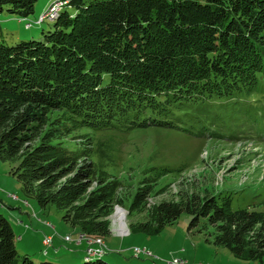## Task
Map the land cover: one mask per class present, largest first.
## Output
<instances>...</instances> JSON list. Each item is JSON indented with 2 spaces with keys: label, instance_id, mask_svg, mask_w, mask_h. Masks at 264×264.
Returning a JSON list of instances; mask_svg holds the SVG:
<instances>
[{
  "label": "trees",
  "instance_id": "16d2710c",
  "mask_svg": "<svg viewBox=\"0 0 264 264\" xmlns=\"http://www.w3.org/2000/svg\"><path fill=\"white\" fill-rule=\"evenodd\" d=\"M37 1L0 0V12L26 19ZM59 1L55 14L39 15L38 24L53 22L40 39L0 41V158H20L12 173L39 206L46 197L31 182L51 187L67 177L66 194L109 211L123 183L108 171L114 155L103 136L146 128L203 138L263 134L264 113L252 100L264 98V0ZM245 117L250 124L240 129ZM183 168L145 167L131 208ZM231 202L206 188L179 190L177 199L154 205L155 228L141 232H157L185 212L190 227L202 220L213 242L235 257L263 260L264 201L236 209ZM78 212L62 216L73 231L106 236V222H86ZM103 255L82 264H110ZM0 264L56 263L21 257L0 214Z\"/></svg>",
  "mask_w": 264,
  "mask_h": 264
},
{
  "label": "rangeland",
  "instance_id": "374dc122",
  "mask_svg": "<svg viewBox=\"0 0 264 264\" xmlns=\"http://www.w3.org/2000/svg\"><path fill=\"white\" fill-rule=\"evenodd\" d=\"M46 1L36 2L34 12L23 19L26 20L25 23L15 16L2 21L0 41L13 45L23 40H38L42 37V32L52 29L53 22L48 21L50 18L39 24L37 20L39 14L46 15L53 4H59L61 1L52 0L41 11ZM65 9L70 13L75 11L72 7ZM0 16L9 15L3 10ZM252 103L258 107V113H264V98L257 102L256 99L252 100ZM243 120L240 129L245 126L248 128L250 124L248 118ZM261 121L264 123V120ZM94 136L104 137L109 141V151L110 155H114V163L108 167V171L123 183V187L117 191L116 200L110 204L109 211L101 209L95 212L87 205L85 196L74 199L66 194L67 177L61 178L51 187L31 182L33 193L46 197L45 204L41 207L33 198L24 195L21 183L12 173L20 158H0V214L11 224L15 234V246L21 257L27 256L34 262L47 260L56 264H82V253L68 251L71 242L64 240L68 235L77 242V239L82 238L80 242H84L85 248L88 244H95L89 243L87 239L96 242L99 239L106 245L103 259L109 260L110 264H116V259L111 254L120 256L119 259L127 264H136L135 260L122 259L125 257L123 252L116 254L111 251L118 244L129 247L135 257L141 255L139 260L144 259L146 264H169L174 258H181L186 264H264V259H239L225 247L215 244L212 229H202V220L198 226L190 227L191 216L185 212L157 232H141V229L153 231L155 228L152 213L154 205L160 200L177 199L179 190L206 188L213 194H228L234 209L259 206L264 201V130L261 136L251 132L239 134V137H230L226 131L222 138L186 136L174 131L152 128L110 137H101L99 133ZM73 140L72 137L64 139L71 148L75 147ZM158 162L184 168L181 172L171 173L157 180L144 204L131 208L134 193L144 177L143 169ZM93 189L95 184L89 187L88 192ZM74 209L79 211V216L87 217L86 222H106V236L93 237L77 230L73 231L62 216L66 211ZM115 223L118 225V231L114 230ZM49 227L54 237L52 243L46 246L43 238L51 235H45L43 231ZM72 234L77 237L72 238L75 237ZM21 235L22 240L19 238ZM51 247H56L59 253L52 255ZM135 248L145 249L149 254L135 255ZM48 251L49 254L46 255L45 252Z\"/></svg>",
  "mask_w": 264,
  "mask_h": 264
},
{
  "label": "crops",
  "instance_id": "0c3cea01",
  "mask_svg": "<svg viewBox=\"0 0 264 264\" xmlns=\"http://www.w3.org/2000/svg\"><path fill=\"white\" fill-rule=\"evenodd\" d=\"M50 1H52V0H47L46 1V3L42 6V10L41 11H43L44 9H45V7L47 6V4L50 2ZM35 9V8H34ZM40 15V14H39ZM12 16H8V17H1L0 16V30L2 29V25H1V22L2 21H6V19H8V18H11ZM27 18V17H26ZM19 21H23V18H21V19H18ZM28 20V19H27ZM36 20V19H35ZM26 21V20H25ZM25 21H23L24 23H25ZM25 27V26H24ZM31 28V27H30ZM20 39V38H19ZM50 228V229H49ZM49 228H47V229H44V231H43V233H45V235H51L52 236V233L50 232L51 231V227H49ZM48 230V231H47ZM66 234H68V233H66ZM23 235V234H22ZM22 235L21 236H19V238L22 240ZM44 235V236H45ZM65 235V234H64ZM43 236V237H44ZM23 237H24V235H23ZM42 237V238H43ZM53 237L54 236H52V240H53ZM72 238H75V237H72ZM55 239V238H54ZM59 242H61V241H59ZM58 242V243H59ZM71 242V244H70V247H68V251L69 252H74V253H76V252H78V253H82V255H84V253H83V251H84V248H85V244H84V242H77V241H74V240H72V241H70ZM52 243V242H51ZM108 245V244H107ZM53 246V245H52ZM54 247V246H53ZM120 247V248H119ZM79 249H81V250H79ZM110 249V248H109ZM127 250H129V247L127 248V247H125V246H120L119 244L117 245V246H114V248H112L111 249V251L112 252H114V253H116V254H120V253H122V254H125V257H123L122 259H124V260H135V263L136 264H146V262L145 261H143L144 259H142V260H139V258H140V256L139 257H135L134 255H133V253H132V250H129V252H130V254L128 255L127 254ZM116 251V252H115ZM120 252V253H119ZM59 253V250L55 247V249H53L52 247H51V254L52 255H57ZM49 254V251L46 253V255H48ZM111 256H113V258H115L116 259V264H127V262H124V261H121L119 258H121L120 256H118V255H116V256H118V257H115L114 255H112L111 254ZM131 258V259H130ZM107 260V259H106ZM107 261H109V260H107Z\"/></svg>",
  "mask_w": 264,
  "mask_h": 264
},
{
  "label": "built area",
  "instance_id": "2783aa9c",
  "mask_svg": "<svg viewBox=\"0 0 264 264\" xmlns=\"http://www.w3.org/2000/svg\"><path fill=\"white\" fill-rule=\"evenodd\" d=\"M64 240L65 241H71V237H69L68 235H66L64 237ZM78 242H80L81 240L83 239H77ZM89 243H95L93 245L91 244H88L84 250V257H87V256H91V255H100V254H104L105 253V250H106V245L103 244V243H99V242H96V241H93V240H89ZM52 242V237L51 236H45L43 238V243L48 246L50 245ZM135 255H140V254H144V255H147L149 254L145 249H141V248H135ZM46 253V252H45ZM169 264H186V262L181 259V258H174Z\"/></svg>",
  "mask_w": 264,
  "mask_h": 264
},
{
  "label": "bare ground",
  "instance_id": "6f19581e",
  "mask_svg": "<svg viewBox=\"0 0 264 264\" xmlns=\"http://www.w3.org/2000/svg\"><path fill=\"white\" fill-rule=\"evenodd\" d=\"M57 1V0H56ZM55 1V2H56ZM59 1V0H58ZM54 2V3H55ZM63 4V2H60L59 4H53V6H51V8H49V12L48 13H46V15L45 16H47V15H49V16H51V15H53V14H55L56 12H57V10L58 9H60V6ZM59 11V10H58ZM125 224V223H124ZM125 227H126V229H127V226H126V224H125ZM83 235V234H82ZM79 239H82V238H79ZM94 241V240H93ZM98 242L99 243H102L101 241H99V239H98ZM102 254H100V255H91V256H87V257H84L86 260H88L89 258H91V257H94V256H101Z\"/></svg>",
  "mask_w": 264,
  "mask_h": 264
}]
</instances>
